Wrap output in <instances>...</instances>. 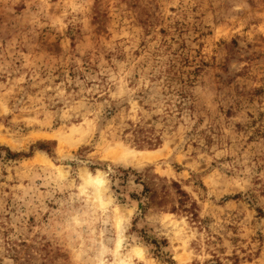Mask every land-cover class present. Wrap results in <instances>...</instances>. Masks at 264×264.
Returning a JSON list of instances; mask_svg holds the SVG:
<instances>
[{"label": "rangeland", "instance_id": "1", "mask_svg": "<svg viewBox=\"0 0 264 264\" xmlns=\"http://www.w3.org/2000/svg\"><path fill=\"white\" fill-rule=\"evenodd\" d=\"M236 257L264 264V0H0V264Z\"/></svg>", "mask_w": 264, "mask_h": 264}, {"label": "trees", "instance_id": "2", "mask_svg": "<svg viewBox=\"0 0 264 264\" xmlns=\"http://www.w3.org/2000/svg\"><path fill=\"white\" fill-rule=\"evenodd\" d=\"M173 68H175V66H173ZM189 78H190V77H189ZM189 80H191V79H189ZM170 81H171V79H170ZM190 82H192V81H190ZM179 93H180L179 95L181 96L182 99H187V101H190L191 96L185 91V89H181ZM184 104L187 105V102L185 101ZM138 134H139V136H138V142H140V143H147V144L150 145L151 147H157L158 145H160V144H159V139H156L157 141L154 142V139H151V137H149V136L147 135V134H149L148 130L139 129V130H138ZM40 149H42V150H46V146H45L44 144H41V145H40ZM10 154H11V153H10ZM175 184H176V183H175ZM178 193H180V194L182 195L183 198H189L188 194L185 193L184 191H182L181 188H179ZM182 200H183V199H181L180 204L183 205V208L185 209V212H186V213L191 212V214H192L194 217L198 218V215L195 213V211H196V207H195V206H196V203H195V204L192 203L191 206L188 207L187 201H185V202H186V203H185V202L182 201ZM187 207H188V208H187ZM260 213L263 214L262 211H260ZM238 261H239V258L236 257V258L234 259V264H237ZM218 262H219V261H217V263H218Z\"/></svg>", "mask_w": 264, "mask_h": 264}, {"label": "bare ground", "instance_id": "3", "mask_svg": "<svg viewBox=\"0 0 264 264\" xmlns=\"http://www.w3.org/2000/svg\"><path fill=\"white\" fill-rule=\"evenodd\" d=\"M139 154H142L143 152H138ZM139 160V158H137V161ZM89 177H88V181L91 182V183H96L98 186H101L103 185V174L102 175H99V176H92L91 174H88ZM104 177V176H103ZM143 250L141 248H136V253L139 255V256H142L143 255Z\"/></svg>", "mask_w": 264, "mask_h": 264}]
</instances>
